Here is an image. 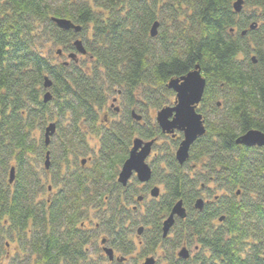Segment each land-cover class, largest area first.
Here are the masks:
<instances>
[{"label":"trees","instance_id":"trees-1","mask_svg":"<svg viewBox=\"0 0 264 264\" xmlns=\"http://www.w3.org/2000/svg\"><path fill=\"white\" fill-rule=\"evenodd\" d=\"M236 1L0 0V264L86 261L74 229L83 207L109 227L119 224L111 231L124 242L118 219L131 214L119 198L138 196L139 190L118 185V169L135 137L165 138L150 112L173 104L168 82L195 66L206 81L197 109L206 133L184 165L174 157L182 134L165 145L150 181L161 184L163 193L135 212L143 227L138 258L264 264V147L235 143L251 129L264 133V0H243L239 14ZM52 18L68 19L81 31L60 30ZM76 38L85 47L84 62L65 65L45 56V46L59 47L62 56L74 52ZM45 77L51 81L47 103ZM113 96L123 106L121 120L101 130L98 115ZM51 123L56 129L46 147L44 130ZM88 133L101 138L88 179L73 176L58 202H37L42 189L34 165L45 161L46 148L53 157L82 156ZM199 198L205 199L202 210L195 208ZM178 201L186 218H175L164 238L163 221ZM6 239L17 244L12 257ZM183 244L195 250L186 261L175 254Z\"/></svg>","mask_w":264,"mask_h":264},{"label":"water","instance_id":"water-1","mask_svg":"<svg viewBox=\"0 0 264 264\" xmlns=\"http://www.w3.org/2000/svg\"><path fill=\"white\" fill-rule=\"evenodd\" d=\"M243 0H237L233 4V10L236 14H239L243 9ZM52 22L63 31L72 30L75 34L80 33L81 26L75 25L68 19L64 18H52ZM158 22L154 23L151 28V36L154 37L157 34ZM250 29H254L253 26ZM242 34H245L243 32ZM74 52L67 54L69 61L77 63L78 55L85 56L86 50L81 39L76 38L73 43ZM57 56H62V51L59 49L56 51ZM254 61V60H253ZM64 64H68L65 61ZM206 81L201 74L199 66H195L193 70L180 78L171 79L167 88L172 90L175 94V99L172 105L163 107L155 114V123L163 135H168L174 138L176 132L182 134L181 141L179 142L174 157L179 165H184L189 160V153L191 146L197 139L202 137L206 133L205 122L203 116L197 112L198 106L202 100ZM44 89L46 90L43 96V102L47 103L51 100V94L48 89L51 87V81L48 77L44 79ZM131 115L134 120L141 121V116L132 111ZM56 126L54 123L49 124L44 130V145L47 147L50 142V138L55 133ZM154 141H143L141 138H135L132 142V148L129 151L128 158L123 163L118 175V182L122 186H126L130 177L135 174L139 183H147L151 179V169L146 163V159L151 151V146ZM237 145H243L245 147H264V133L259 130L251 129L238 137L235 141ZM49 152L45 154V168L48 169ZM14 179V168H11L9 172V183L11 184ZM150 195L153 198H157L159 195V189L153 187L150 191ZM204 202L202 199H198L195 203L197 210H202ZM186 210L183 207L182 201H178L171 209V212L167 219L163 221L162 231L163 237H166L174 225L175 218L184 220L186 218ZM222 220V219H220ZM142 228L137 233L140 234ZM106 254L110 260L113 258L112 251L106 249ZM177 257L181 260H187L190 257L189 251L186 247H182ZM141 264H155L153 257H147Z\"/></svg>","mask_w":264,"mask_h":264},{"label":"flooded vegetation","instance_id":"flooded-vegetation-1","mask_svg":"<svg viewBox=\"0 0 264 264\" xmlns=\"http://www.w3.org/2000/svg\"><path fill=\"white\" fill-rule=\"evenodd\" d=\"M116 101L119 102L118 96L112 98L113 103ZM113 103L112 104L107 103V106H105L98 115L97 126L99 128H101V130H103L105 128L108 129L111 124L119 123L121 120V114L124 110L123 106L119 102V104H120L119 108H115V107H113ZM116 118H118V120H115ZM164 137L165 138H155V139H151V140H143L142 139L145 142L154 141L153 145L151 146L150 154L148 155V157L146 159V163L149 165V167L151 169L150 181L152 180L153 171L157 167L156 162L159 160V157H161L163 155L164 147L166 144H168V142L167 143L162 142L160 145L159 141H164L165 139H167V140L171 139V137L168 135H164ZM96 138H98V145L95 149H92V148H89V144H88L89 141L88 140L89 139H95V138L86 137L85 142L87 144L88 153L87 154L85 153L84 155L78 156V157L77 156L74 157L73 155H70V154H68L65 159L62 157H59L60 154L53 157L50 154L49 147L46 148L47 149L46 152H49L48 169L45 168V161L44 160L39 161L40 164H43L44 170L42 171V174L38 177V183L43 188V183H42L41 177L45 176V178H46V176L49 175V173L53 170V172L55 171V175L51 176V182H52V187L54 188V190L51 192V195H47L46 193H49L50 189L46 188V193H45L46 197L44 200L39 199L40 198L39 194L41 193L40 192L36 197L37 202L46 201V200L47 201L48 200H54V201L58 202L59 199L61 198L62 192L67 191V188L69 186H72V181L74 180L75 176L76 177L82 176V177H84V180L88 179V177H89L88 173H89L90 167H87L86 164L91 163L92 153L97 154V152L101 146V142H100L101 138H99V137H96ZM135 138H139V137H135ZM133 140H131V145H130V148L128 149V155H129V151L132 148ZM85 155L86 156L90 155V156H88V158H86V159H83L82 157ZM121 167L122 166L119 167L118 173L116 174V179H115L116 183L118 185H120L123 189H125L128 185L133 186L134 188L140 187L141 192L143 193V196H141V195L134 196V197L120 196V198H119V206L123 207L125 210H127V212H130V214H131V217H129V218L124 217L122 219H118L119 220L118 222L122 223V229L124 230V239H123L124 242H122V244H120L119 237H117V235H115L116 233L112 232V231H117V229H119V226H120L119 224L114 226V227H109L105 223H101L99 220H98V222H95L94 224H92L94 219L93 218L91 219V216H90L91 213H89L88 209L83 207L80 210V212L78 213V218L76 219L77 222L74 226V229L77 232L76 234L78 235L77 240L82 241V246H81L82 255L86 257V261H82V264H90V262H91L89 260L90 255H97L98 259L99 258L101 259L102 264H103L104 260L106 261V264H125L127 262L126 261L127 257L136 253V251L138 249V247H136V246L139 243H141L143 231H141L140 234H138L137 231L140 228L143 229L142 226L138 227L136 229V233H135L136 237L138 238V244H136L134 240H131V232L133 231V229L137 225H141L138 222V218L136 220L133 218V215H136L135 212L138 208L137 206L140 205L141 203H143L144 200H148L145 203V205H146L150 200L158 199L160 197V195L163 193L159 187L155 186V184H158V183H150V181L147 183H139L138 180L136 179L135 174H133L130 177L126 186H122L118 182V175H119V172L121 170ZM164 168L166 170V167H164ZM73 176H74V178H73V180H71V177H73ZM7 181H8V179H7ZM132 181H133V183H132ZM159 185H161V184H159ZM153 187H157L159 189V195L157 198H153L150 195V191ZM162 190H163V188H162ZM147 195L150 198L146 199ZM199 199H202V198H199ZM203 202H204V200H203ZM53 205H58V204L53 202ZM54 212H56V209L54 210ZM90 224H91V226H94L93 229H90V227H91ZM96 229L102 230L103 234H101V236L98 239L95 238L93 240L92 239L93 238L92 232L96 231ZM64 231H65V229L62 228L61 231H59V233H63ZM80 236L82 239H80ZM69 239L71 240L72 237H69ZM97 241L99 242L98 247L96 245ZM129 244H132L131 247H133L134 250L132 251L131 254L125 255L124 250L126 249V246H128ZM95 248H96V250H95ZM106 249H109L112 251V254H113L112 260H110L108 258L106 251H105ZM98 250L100 252H97ZM145 258H147V257H145ZM145 258H144V260H145ZM93 262H97V261L94 260ZM155 264H156V260H155Z\"/></svg>","mask_w":264,"mask_h":264},{"label":"rangeland","instance_id":"rangeland-1","mask_svg":"<svg viewBox=\"0 0 264 264\" xmlns=\"http://www.w3.org/2000/svg\"><path fill=\"white\" fill-rule=\"evenodd\" d=\"M60 48L59 47H49L48 48V46H45L44 47V54H45V56H47V57H49L51 60H52V62H54V63H56V62H61V61H69L68 60V58H67V55H65V56H62V57H60V56H57L56 55V51L57 50H59ZM78 60H79V62H84L86 59L83 57V56H81V55H78ZM114 97H116V96H113V97H111V98H109V100H108V103H110V104H112L113 102H112V98H114ZM116 99V98H115ZM119 106H120V104H119V102L118 101H116V102H114L113 103V107H115V108H119ZM122 107V106H121ZM115 120H118V118H116ZM150 121L152 122V123H155V112H150ZM37 137H39V133H37V135H36ZM86 137H93V138H95V139H89L88 141H89V148H92V149H95L96 147H97V145H98V138H96V136H94V135H92V134H90V133H88L87 135H86ZM160 142V145H161V143L163 142V143H167V142H169V140H167V139H165L164 141H159ZM175 152V151H174ZM88 156H90V155H88ZM88 156H83L82 158L83 159H86V158H88ZM32 160V159H31ZM33 164H35V162H33ZM87 165V167H91V163H87L86 164ZM34 167H35V171H36V174H37V176L39 177L41 174H42V171L44 170V168H43V164H38V166H36V165H34ZM55 175V171L53 172V170L49 173V175H47L46 176V178H45V176H42L41 178H42V183H43V188L41 187V193L39 194L40 195V198L39 199H45V197H46V194L47 195H51V192L54 190V188L52 187V182H51V176H54ZM132 183H133V181H132ZM131 183V184H132ZM133 185V184H132ZM155 186H157V187H159L160 188V190L163 192V190H162V186L161 185H159V184H155ZM46 188H49L50 189V192L49 193H46ZM52 189V190H51ZM138 189H139V195H141V196H143V193L141 192V189H140V187H138ZM161 192V193H162ZM46 193V194H45ZM147 198H150L148 195L146 196V199ZM203 200L205 201V199L203 198ZM148 200H144V202L143 203H141L140 205H138L137 207V210H138V212H143V209H144V206H145V203L147 202ZM136 206V205H135ZM131 208V207H130ZM129 208V209H130ZM92 216H94V214H91ZM96 216L97 215H95L94 216V220H93V223L92 224H94L95 222H98V219H96ZM137 215H133V218L136 220L137 219V217H136ZM90 226H91V224H90ZM142 225H137L134 229H133V231L131 232V240H134L135 241V243L137 244L138 243V238L136 237V235H135V233H136V229L138 228V227H141ZM94 228V226H91L90 227V229H93ZM101 234H103V231L102 230H97L96 229V231H93L92 232V236H93V240L96 238V239H98L100 236H101ZM170 234V233H169ZM6 241H8L9 242V246L8 247H6L5 248V250H6V253H7V256H13V254L15 253V251H16V247H17V244L16 243H12L9 239H6ZM98 241H97V247H98ZM182 247H186L187 248V250L189 251V254H190V258H192L193 256H194V254H195V250H194V247H191V248H189V247H187L186 246V244H183V245H180V247H178L176 250H175V254H177L178 253V251L182 248ZM95 250H96V248H95ZM97 252H100L99 250L97 251ZM139 247H138V249H137V251H136V253H134V254H132L131 256H129V257H127V262L125 263V264H133L134 262L136 263V264H141L142 262H143V260H144V258L145 257H143V258H141V259H139L138 258V256H139ZM160 255V252L158 253V256ZM154 257V259L156 260V258H157V255L156 256H153ZM89 260L90 261H94V260H96L97 262H94V263H97V264H102V261H101V259L99 258L98 259V257H97V255H90L89 256ZM80 264H82V263H80ZM103 264H106V261L104 260V262H103ZM158 264H167L165 261H160V262H158Z\"/></svg>","mask_w":264,"mask_h":264}]
</instances>
